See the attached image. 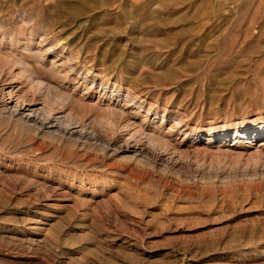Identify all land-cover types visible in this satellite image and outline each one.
Masks as SVG:
<instances>
[{
    "label": "rangeland",
    "instance_id": "rangeland-1",
    "mask_svg": "<svg viewBox=\"0 0 264 264\" xmlns=\"http://www.w3.org/2000/svg\"><path fill=\"white\" fill-rule=\"evenodd\" d=\"M0 264H264V0H0Z\"/></svg>",
    "mask_w": 264,
    "mask_h": 264
},
{
    "label": "bare ground",
    "instance_id": "bare-ground-1",
    "mask_svg": "<svg viewBox=\"0 0 264 264\" xmlns=\"http://www.w3.org/2000/svg\"><path fill=\"white\" fill-rule=\"evenodd\" d=\"M25 112H27V116H30L31 114V111H29V110H27V111H25ZM248 129H242L241 130V132H245V131H247ZM235 133L237 134V132L235 131ZM223 139V138H222ZM221 141V140H220ZM220 143V142H219Z\"/></svg>",
    "mask_w": 264,
    "mask_h": 264
}]
</instances>
